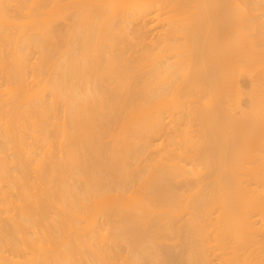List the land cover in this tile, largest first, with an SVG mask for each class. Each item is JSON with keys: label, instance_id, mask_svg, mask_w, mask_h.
Instances as JSON below:
<instances>
[{"label": "bare ground", "instance_id": "1", "mask_svg": "<svg viewBox=\"0 0 264 264\" xmlns=\"http://www.w3.org/2000/svg\"><path fill=\"white\" fill-rule=\"evenodd\" d=\"M48 1L49 0H0V57H2L0 60V62L2 61L1 65H4V64H2L4 61L9 60V59L14 57V59H12V61H11V63H12L14 60V62H13L14 65H11L9 63L10 61L8 62V64H7V61L5 62L7 65L12 66L11 70L8 69L9 70L8 72H10V73H8V75H7L6 71H7L8 67L4 68L5 66L3 67V70L6 69V71L5 72L2 71V72L6 73V79H7V80L5 79L6 82L8 80L13 81L11 79H17L16 80L17 82L13 81L15 83L10 82L13 85H11L10 83L8 84V82L5 83V81H4V83L6 85L7 84L11 85L10 86L11 88L8 87V85H7L6 89L4 87L5 91L6 90L10 91L9 93L6 92V93H8L5 95L6 98L10 97L7 95H9V94L12 95L13 93L16 92L15 94H13L14 96L12 95L9 99H5L4 97L0 96V119H1L0 120V138L3 136L4 139H5V137L8 139V140L3 139L2 140L3 143L1 142V139H0V142L2 144L5 143L4 145L1 144L2 146L0 145V147H2L0 149V183H1L0 184V264H43V263L45 264V262L48 259H51L49 256H46L47 253H46V255L44 254L45 256H42V259H41V256H40L42 253V251H41L40 254L38 255V257L34 253V256H36V258H35V260H32L31 256H33V255H31V256L29 255L30 253H32V252H30V247H29V251H28L29 254L26 252H25V254L29 255L31 258L26 255L25 258L28 257L29 259L27 258L25 262H22L19 259V254L20 253L24 254L23 250H25V248L23 249L21 247L22 245H20L19 240L21 241V239L22 240L25 239L24 237H26L28 235V234L24 235L26 233L25 231H27V233H28V229H29V231H31L30 228L32 229L33 227L36 226V225L33 227L29 226V228L27 229L26 228L28 226L27 224L34 225V224H37L38 221H42L41 223H44V221H47L46 223H48V220L50 219L51 214L55 215L57 213V211H56V213L51 212L52 211L51 209H53V208H50V207H52L53 202L57 199L56 196H58V198L62 197V200L60 199L61 201L64 200L62 203L60 202L59 199L56 200L57 203H58V201L60 202V204H58V205H60V209H64V211H65L67 209L66 207L68 206L69 207V209H67L68 211L69 210L72 211V209H74L72 211L73 212L72 214L74 216H77V214L81 215L80 212L77 214L74 213V212H77V209H78V211H81L83 213H85V211H86V210L85 211L83 210V207H82L83 205H80L79 202L76 203L77 200L78 201H79V199L82 200L81 196H80L82 194V193H80L82 186L80 187L81 188L80 192H79V188H78V192L80 193V195H79L80 198H79L78 194H76L77 188L76 189L75 188L72 189L73 187L70 188V186L74 185L75 182L72 185L69 184V183H71L70 182L71 180L68 183L67 180L70 179V178L68 179V176L65 179V181H67V182L64 185L67 186L66 184H68L69 185L68 187L71 190H73V191L70 190V192L74 193V195L72 194V196H73V198L74 197L77 198V199H75L76 201H74V199L72 200V196H70L71 194L67 196L66 190L68 191V188H65L66 190L65 189L62 190L60 188L63 191V193H66V196L68 198L67 199L68 202L65 201V199H66L65 194L62 195V192L60 191L61 192L60 193L61 196H60L58 194L59 191L55 190L58 188V186H57V184L56 185L54 184V183H56V182H54V180H53L54 183L52 184V183H50V180L47 181V179H46L47 184L50 183V186H52V189L50 188V186L48 187L46 185V182H45V185H46L45 187L46 188L48 187V189L44 188L46 192H43L40 190L41 192L44 193V195L42 193L40 194L41 196L43 195L42 197L39 196V194H34V193H31L32 195L30 194L29 189H31V188H29L28 186H30L33 183H31L30 182L31 180H29L30 178H29V174H28L29 171L27 170V168H28L27 164L29 163V164H31L30 166H32V162H34V161L31 162L32 157H30L31 158L30 160H28V158H26V159L23 158L22 162H20L21 161L20 157L22 158L23 156H22V154L20 156V152L22 151V147L19 145L22 143L20 141L23 140L22 132H24V133L26 132V134H27V131H28L27 128L28 129L29 128H36V130H34L32 132L38 131L41 134H45V138L42 137L43 138L42 140H52L53 139L52 127H54V131L57 134L55 133L56 135L55 134H53V135H55L58 140L61 138V136H62V138H61L62 140H68L67 144H69V146H67V144H66V146L69 147V154H68V148L65 147V144L64 145L62 144L67 149V151H65L64 148L62 149L63 152L65 151V153H63V155L69 158L68 159L65 157V162H64L65 164L62 162V157H61V162L63 163V165H58L57 163H59V164H62V163L59 162L60 160L58 158H60V157H58V158L56 157L57 158L56 161H58V162L52 161L49 164L48 163L49 161H47V159H46L47 163L46 162L44 163L45 165L47 164L46 166L43 165L44 161H41L42 162L41 167L36 168V170H37L38 168H42V166H43V169L42 170L39 169V170L45 176H47V175L49 176V177H44V175H43V178H42L43 180H44V178L50 179L52 177V175H50V174H52L51 172L55 171L56 168L63 170L62 168L64 167V165L65 166L68 165V164H66L67 162H71L70 163L71 166H74V165L76 166L79 164L78 161L81 163V159H82L83 162L81 163V165L83 163H84V165L83 166L80 165V167H83V168L77 167V168H80V169H78L80 173L78 171H77V173L81 174L80 176L84 177L81 179H83V181H82L83 183L86 182L84 184L87 186V189L85 188V189H83V191L88 190L87 192H84V193L88 194L89 197H92L95 194V192L97 194V191H100V190H101V192L103 191V193H104V189L108 191L107 194H109L110 191H115V192L117 191V193L120 194V193H124V192L127 193L126 191H128L129 188H131L132 191L131 190L130 191L133 193V191H136V188H134V187L138 186V188H139L140 185H138V184L140 183V180L142 179V178H140L141 172L147 166L144 165L145 166L144 169H142L141 166H140V168L138 166L137 168L140 169L141 171L134 169L137 173H134L132 171L131 172L128 171V172H130V174H127V175H126L127 170L126 171L123 170L125 172V175H124L121 173V171L118 170L119 165L120 166L122 165V163L120 164L119 160L121 159L122 155L124 157L126 156V160H128V159L131 160L132 159L131 157H133V155H135V158H136V156H138V154L140 155L142 148L139 147L141 149L135 150L136 152L132 155L129 154V152L132 153L131 152L132 150L128 151V149H126L127 151L124 149L125 151H122V152H120V150H115V149H114L115 152L113 151V149L111 151L110 150L111 148L105 147L106 145H104L103 142L100 141V140L104 141V139L107 136V132H108L107 130L108 129H109L108 133L110 135L112 134V132L110 133V129H112V128H109V127H111L112 125L114 127V124L116 125L117 123L118 124L120 123L119 120L121 118L122 119L120 121H122L123 118H125L126 120H123L125 122H123V121L121 122V123H123V126L121 125L122 126L121 132H124L123 133L124 135L120 132L122 135H121V137H119L120 133H119V131H116L117 133L114 132V134L112 136H113V138H115L117 136L118 139L117 138L113 139L112 136H111V138H112V140H119V138H121L120 140H137V139L143 140L142 147H144L143 149H146V151L143 150L141 152V154L143 155V152L147 153V151H149V152L152 151V150L151 151L148 150L151 148V144H152L151 142L153 141L152 137L155 135H160L161 132L164 130L162 116L157 117V118L153 117L156 119H154V122L151 121V120H153V118H151L148 115L149 114L148 112L151 111L150 107L152 109L153 107L157 108V107L164 106L166 104V101H167V95H169V94L176 95V94H179L181 91H184V90L188 91V89H189V93H190L191 90L194 88H196V89L201 88L204 91L205 90L206 91H209V90L213 91V88H215V87H216L215 89H218L220 87L222 88V87H225L227 85V82H225L226 80L223 79L224 77L220 76V78H219V76H218L219 72L214 67V65L217 66L216 64L218 63V60L216 61L215 64H214V61H212V60L217 58L215 55L217 50L221 49L219 47L220 45L218 46V48H215V47H217L216 42H218V39L220 40L219 36L222 34V36H224L223 38H225V37L229 36L228 35L229 29L231 30V28H233V26L237 27L235 24L231 25L232 23L230 24V22L228 21V17H226L231 12L230 10H227V9H226L227 11L224 10L225 8H227L226 7L227 4L224 5L222 3V6L224 5L225 8H222L223 11L222 10L219 11L221 13V16L223 15L224 18L226 17L225 18L226 20L224 19V21H223L222 18L220 20V21H222L221 23L224 25V29H223L222 33H220V35H219V33H217V34L215 33V31H214L215 26L213 25L214 24L213 21H215V20H212L213 16L214 17L215 16L219 17V16L215 15L216 11L215 12L213 11L214 15L212 14L211 15L212 17H210V11H208L207 13H209V14L207 15V17L202 18V19L200 18V16H198L199 15V13H198L196 18L198 20V17H199L202 21H196L195 20V23L197 22V25H195V27H192V30L190 27L188 30L189 32L188 31L186 32L185 29L182 30L180 28V26H182V25L179 26V24H178L177 26H179V28H177L176 25H174L176 27L175 28L172 24V26H170L171 28L165 30L164 32L163 31H161V32L155 31L156 33L155 32L153 33V37H155V38H151V40H148L149 37L147 35H148L149 31L154 29L153 27H155V25L157 24V23H153V22L156 20L157 16H159L157 14L159 11H162L166 7L168 8L169 6H170L169 7L170 10L178 11V10H181L182 8H184L185 6H187V4L189 5V3H191L192 0H190V1L189 0H185V1H183V0H139L138 7L136 8L137 11L135 9H133V12L125 10V8L122 5V1H120V0L117 2H114L113 0H65L66 2H64L63 5H69V6L74 5V7H76V6L78 7V12H77L78 14L77 15L74 14L75 16L72 17V19L73 18L74 19L70 20L71 22H67L68 24L66 23L67 27H68L67 30L73 28L71 30V31H73L72 33H75V31H76L77 34L76 33H75V35L72 34L74 36V37L71 36L73 38V41L71 38L72 42L70 40L68 42V43H70V42L72 43L71 47L66 42L67 47L69 46L68 48L73 49V50L71 49L72 54H70V57H72V58L69 61L70 63L69 62L67 63L65 61L68 66H65V68H64L65 72L63 71L62 75H60L57 72V74H59L60 76H65V77H60L61 78L60 79L58 76V79L56 80L54 77L50 78L51 76L50 77L48 76L49 78H47V79L50 80V82H49V80L44 79L45 77H43L44 73L47 71V70L44 71V69H46V68L44 67V69H42V70L39 68L38 70L43 71L44 73L39 72V75H38L37 74L38 73L37 66H34V67H36V70H37V71L35 70L34 72H36V74L39 77H35L36 75L33 72V75H35V76L34 77L32 76L33 77L32 81H33V83L36 82L35 80L37 78L38 82L31 85V88H30V86L27 82L28 77L26 75L27 74L26 68L29 64V63H27L28 62L27 60H29V59L26 58L27 56L25 57V55H29V53L27 54V53L23 52V54H24L23 55L22 51L23 50L27 51L30 47L31 42L34 43V40L36 41L37 39L41 40V42L43 41L42 43L40 42L41 46H42V44L44 46V47L42 46L43 50L45 47H48V43H47L48 40H49V42L52 43V45L54 44V42H55V44L57 42L56 41V39H57L56 34H58L57 30L56 31H54V30L53 31H51V30L47 31L46 30L45 32L44 31L42 32V30L41 31L39 30L40 32L38 31V29H40L39 24L41 23V18H40V15H41L40 11L42 10L41 8L45 7L46 3ZM136 1H138V0H136ZM193 1L194 2L197 1L196 4H199V0H193ZM200 1L202 2L200 9H202L204 7L203 6L204 0L203 1L200 0ZM205 1H206L207 10H208V7L210 6L209 5L210 1L212 2V0H205ZM220 1L222 2L225 0H220ZM227 1H229V0H227ZM240 1H241V3L243 2V4H242V5H244L243 10H246V8H248L247 10L251 9L249 7L252 4V2L250 3V1H252V0H244L246 2L249 1V3L247 2L248 7L247 6L245 7L243 0H240ZM110 2H114V3H110ZM207 2H208V4H207ZM109 3H110V5L106 6V4H109ZM217 3H219L218 0H217ZM259 4L257 6H259ZM213 5L215 7L216 6L219 7L218 5H215V3H213ZM135 6H136V4H135ZM196 7H197V5H196ZM45 8H43V9H45ZM216 8H213V9H216ZM213 9H210V10H213ZM259 9H260V7H258V10ZM224 11H225V15L223 13ZM202 12H203V10H202ZM227 12H229V13H227ZM244 12H246V11H244ZM207 13L205 12V14H207ZM220 13H218V14H220ZM153 14H155V15H153ZM205 14H201V17ZM229 17H231V16H229ZM27 18L29 19V21L26 20L25 21L26 23H24V25H23L24 19H27ZM210 18H212L211 20L213 23L209 20ZM218 19H220V17ZM253 19H255V15H254ZM207 20L210 22H207ZM230 20H232V19H230ZM250 20H252V18ZM151 21H152V25L150 24ZM131 23L132 24L134 23L137 28L135 27L136 33H134L136 35H134L133 33L130 35H131V37L137 36L138 37L137 39H140V42H138V43L142 44V45H140L141 48L137 47V45H136L137 40L136 41L134 40L136 38L133 37V42H131L132 39H131L130 35L127 33L128 31L127 32L124 31L126 33L123 32L124 28H122V27H127V25H130ZM216 23L217 22H215V25H216ZM218 23H219V21H218ZM124 24H127V25L124 26ZM139 25L140 26L142 25V26L140 27ZM148 25H150V28L146 29L145 27ZM212 25L214 26V28ZM253 25H255V24H253ZM257 25H259V24H257ZM22 26H23V29L24 28H27V29H24L23 31L19 30L22 28ZM27 26H29V27H27ZM250 26H252V25H250ZM259 26H257V29L254 27L255 28L254 30L255 31L258 30V28H260ZM188 27L186 26V30ZM220 27H217L218 31L222 30V29H218ZM182 28H184V27L182 26ZM179 29L182 31L179 32ZM217 30H216V32H217ZM16 31L21 33V34L18 33L17 34L18 36H14V35H16V33H15ZM69 31H67V32L70 33L71 31L70 32ZM183 31H185V32H183ZM231 31L229 32V34L231 33ZM258 31L260 32V29ZM40 33H42V34H40ZM179 33L183 34V36L180 34L182 36V38L184 37V39L185 38L188 39V42H187V45L189 44L188 46H186V44L184 45V43H183V46L188 47V49L182 47V45L179 44V46H181L182 49L183 48L186 49V50L183 49L184 51H182L180 49L181 47L177 46L178 43H176L178 39H181V38H179L180 35L178 37H176V35ZM184 33H188V34H184ZM256 33H257V31H256ZM126 34H127V36L129 35L130 39L126 36ZM123 35L125 36V39L126 38H127V40L129 39V41L132 44L128 43L129 41H127V43H128L127 45H126V43H123V39H124ZM254 35L256 36L257 34H254ZM259 35H260V33H259ZM228 40H229V38H228ZM228 40L226 41L227 43L229 42ZM7 41H11V42L14 41L13 42L15 44L14 47H16V48H13V51L12 50L8 51V48H7L6 51L8 52V54L6 53V51H5L6 47L4 46V43H6ZM220 41H222V40H220ZM44 42H46V43H44ZM18 43H21L23 45L22 47H20L21 46L20 45L19 49H18ZM122 43H123V45H121ZM185 43H186V41H185ZM224 43L225 42H223V44ZM3 46L5 47V49H3L4 48ZM57 46H58V44H57ZM118 46H121V47L118 48ZM134 46L138 50L136 48H134ZM229 47H231V46L229 45L228 48ZM47 49H51V48L50 47L46 48L45 52ZM68 50L69 49H67V51ZM224 50H225V48H224ZM226 50H227V47H226ZM230 51L232 52V50H230ZM42 52H44V51H42ZM223 52H222V54H223ZM235 53H238V52H235ZM9 54L10 55L13 54V55L10 56ZM67 54H68V52H67ZM217 54H218V52H217ZM222 54L220 53V55H222ZM49 55H50V53H49ZM6 56H8L9 58H7ZM42 56H44V54H42ZM237 56L241 57L242 55H237ZM3 57H4V59H5V57L7 59L3 61ZM224 57H225L224 60H229L226 58L225 54H224ZM41 59H42V57H41ZM46 59H44V60H46ZM194 62H196V64ZM197 62L206 65V67L208 65L207 69L205 68L206 69L205 72H203L204 71L203 70L202 71L203 73H200L201 71L200 72L198 71L199 73H197V70L195 72L194 69L192 71V67L197 65ZM192 63H194V66L192 65ZM201 64L199 66H201V68H202ZM221 64H222V62H221ZM38 66H40V65H38ZM186 66H188V68H186ZM218 66H219V64H218ZM61 69H63V68H61ZM217 69H218V67H217ZM32 71H33V69H32ZM183 71H184V75H183V77H180V74L182 76L181 72H183ZM220 71H222V70H220ZM185 72H187V73H185ZM216 72H218V73H216ZM57 74H56V76H57ZM220 74H221V72H220ZM2 76L4 78L5 75L3 74ZM12 77H15V78H12ZM0 80H1V77H0ZM44 81H47V83H45ZM1 82H2V80H1ZM1 84H0V88L2 89L4 84L3 85H1ZM14 84H17V85H14ZM12 86H14V87H12ZM15 86H18V87H15ZM13 88H15L16 90ZM48 90L51 91L50 93H52V95H54L51 97V98H53V101L55 100L54 98L55 97L57 98V95H58L59 99H61L63 97V99H64L63 101L66 100V102H67V104L65 102L64 103H65V109H66L65 114H66V116H68V118L65 120L64 118H66V117L64 115V117H63L64 121H63V119H61L62 123L60 122V119H59L60 116L58 114H57L58 116L56 115V109L53 106V102H51V101H50L51 103L48 102V98L46 97ZM5 91H2V92H5ZM193 91H195V89ZM168 92H170V93L168 94ZM0 94H2V93H0ZM203 94L205 95V93H203ZM51 98H49V99H51ZM210 104L212 105L213 102H210ZM210 104H204L205 108L206 107L209 108V110L208 109H206V111L204 110L206 113H209V111L211 109H213L214 104L211 106L212 108L210 107ZM54 105H56V104H54ZM197 106H199V105H197ZM219 106L220 105H218L216 107V105H214V107L217 109H215V108L213 109V110H217L218 112L213 111V110H211V112H210L211 114L213 113L215 116L213 114L211 115L210 113H209L210 115L207 114V116L206 115L203 116V118H206L204 120H205L208 128L211 127V129H212V130L210 129L211 130L210 135L212 133L213 134L211 135L212 137L209 139V140H211V143L210 142H209V144H208V142H207V144L205 143L206 145L203 146V148H202L201 146L205 142L204 140H202L203 144L202 143H200L202 145L197 144V146H196L197 150L196 151H195L196 148L195 149L191 148L192 152H188V151L185 152L186 154L188 153L187 154L188 156H186L185 154H184L185 156L183 155L184 156L183 158L185 160H188L189 158H190L189 160H191L193 158L195 161H192V160L191 161L196 162V161H198L197 160L198 157H201L202 154L203 155L205 154L206 158H208V159L211 157L209 159L210 161L212 158H214V160L218 159L220 161L221 157H222V160H224V158L227 155H229L230 157L232 156V158L236 155L238 157V154L241 153L242 149L247 145L246 143L244 144L245 141L239 142L240 140L238 141L236 136L232 135L231 138L228 137L229 135L226 133V130L224 127L227 126V128L230 129V130L228 129L229 131H231V132L235 131V133H238V131L235 130V127L236 128H237V126L241 127L242 125H238V124H240V122L236 121V119H235V121H234L235 123H234L233 120L230 118L232 120V122L229 121V122H227V124H226L225 120H223V121L221 119L218 120L219 118H218V115L216 116V114L220 113V111H222V109H219ZM200 108L203 111V108L202 107H200ZM220 108H221V106H220ZM205 112H204V114H206ZM67 113H68V115H67ZM36 114H37L36 117H41V119L38 118L41 121L40 120L38 122L35 121V120H38V119H36V117L35 118L33 117ZM52 114L55 116L52 117ZM159 115L160 114H157V116H159ZM207 117L210 121L207 120ZM55 119H57V120H55ZM1 121H3V122H1ZM208 121L211 123V125L210 124L208 125V123H209ZM223 122H225V123H223ZM32 123L34 124L33 125L34 127L28 126V125H32ZM124 123H126V125H124ZM234 124H236L237 126H235ZM121 126H120V128H121ZM124 126H125V128H124ZM240 127H238V128H240ZM120 128H118V129L120 130ZM242 128H243V126H242ZM123 129H125V130H123ZM58 132H60V134ZM105 133H106V135H105ZM26 134L24 135V138H25ZM117 134H119V135H117ZM214 134H215V136H214L215 141L212 140V139H214L213 138ZM104 135H105V138L103 137ZM210 135H209V137H210ZM51 136H52V139H51ZM37 137L39 138L40 135ZM32 138H35V134H33ZM56 138H54V140ZM235 139H237V140H235ZM35 140H37V138ZM38 140H40V138ZM220 140H225V142L224 141L222 142ZM252 141H250V142H251V144H254L255 148H257L258 153L254 154V156H253L254 159H253V161H251V163L252 162H254V163L248 167L249 172H246V176L249 177V178H247V177L245 178V179H247V182H246L247 185L246 186L243 183L244 178L242 180L240 179L241 181H239L238 177H236L238 175H236L233 171H232V174H230L231 173L230 172L229 175H226V176L221 174L220 172H218L219 174L217 176H215L217 173L212 171L213 169L212 170L208 169V171L210 170L211 174H213V173L215 174V175L213 174V176H215V180H213L214 179L213 178L212 179L213 181L212 180L210 181L209 179L212 178L210 172H207L206 174L200 173L199 175H201L202 177L199 175H196V174H191V176L196 175L195 176L196 178H194L193 176L191 177L188 173L185 174V172L189 171L190 169L187 170V167L180 165L179 163L178 164L181 167L178 166L176 168H168V167L166 168L165 167L166 165H164L162 167L163 164L161 163L162 165H159L161 167L157 166V168H159L158 170H156L157 172H154V170H153V172H154L153 175L150 174V176L148 175L149 177L147 176L148 177L147 180H149V182L152 180L150 182L151 185L149 183V187H148L149 190L145 189L147 192L148 191L150 192V193H147V195L149 194L148 198H147V196H145L148 201L147 200L146 201L144 200L145 202L139 201L140 203L135 205V206H132V204H131L132 207L129 206L131 208V209L129 208V210L127 208L128 207V205H127V207H126L127 210L126 209L122 210L123 209L122 206H124L125 204L122 205L123 204L122 203L121 204L122 206L121 207L119 206L121 203L120 200H122L119 194H118L119 195V197H118L117 193H115V192L113 194L110 193L111 195H113V196L110 195V198L107 197L105 194L104 198L106 196V199H108V201H109L108 206L110 205L109 207H114V209H116V212H115L116 214L113 213L112 215H117L116 219H117V217H119L120 221L125 222V223L121 222L122 223L121 231L123 229V225L126 224V222H127V224L129 223V225H126L125 226L126 228H124V229H126V231H124V229H123V233L125 232L124 234L128 237V238H126V240L129 239V241H127L128 244L131 245V247L132 246L135 248L138 247V249L143 248L142 251L143 250L145 251L148 248V250H149L147 252L148 254L150 251L154 250L152 252V253H154L153 259H155V257H156L157 260L156 261L153 260V262L150 261V263H152V264H183V262L181 261L184 258V257H182V259H181V256H183V254H180L181 250H180V253L178 254L179 251L177 252L176 248L180 247L179 244H184L183 243L184 241L187 244V245H184V246H186L185 247L186 251L184 252V254L185 253L188 254V259H187V262L185 261V264L186 263L187 264H264V257H262V256H264L263 255V253H264V189H260V188L258 189V188L251 187V185H253V184L257 185V187H258L260 185V179L261 180L263 179V181H264V172L262 173V176H260V140H252ZM11 142H12V144L16 143L20 147L17 146L16 144L12 145ZM246 142H248V140H246ZM104 143H105V141H104ZM127 143L128 142H125V144H127ZM10 145L14 146V147L16 145L18 147V149L16 150V151H18L17 155L15 156L13 154V156L17 157L16 160L19 159L18 161L20 162L21 165H20V168L15 167V169L17 170V172H18V169L19 170L23 169L22 170L23 172H25L27 170V172H28L27 175H26V173L24 174L22 172L26 176L22 175L23 177H21V175H19L18 173H17L18 174V176H17V174L15 175V172H14L15 176L10 174V173H13V172H10V169H9V165L11 164V161H10L11 156H9V157L6 156L8 154L7 153L8 149H10L9 148ZM103 146H104V148H102ZM135 146H137V145L135 144ZM198 146L201 148H198ZM123 147L125 148V146H123ZM152 147H153V145H152ZM192 147H195V146H192ZM19 148H21V151L19 150ZM118 148H119V146H118ZM103 150H104V152H102ZM105 150H106V154L103 155V153H105ZM122 150H123V148H122ZM193 150L195 151L194 153H193ZM5 151H6V153H5ZM107 151L112 152V153L108 152L109 154L107 155ZM116 151H118V153H116ZM189 151H191V150H189ZM227 151L229 154L227 153ZM113 152H114L113 157H115V159L110 158L112 156ZM123 152H125V153H123ZM2 153L4 154L5 157L2 156L3 155ZM50 153H52V150L50 151ZM18 154H19V156H18ZM55 154H54V156H55ZM65 154H67V155H65ZM106 155L110 156V157H107ZM118 155H121V157H119ZM163 155H166V154L163 153ZM64 156H63V158H64ZM141 156H139V157L141 158ZM150 156H153V154L151 155V153H150ZM93 157H95V159ZM44 158H46V157H44ZM135 158H133V159L136 160ZM152 158H154V156ZM164 158H162V159H164ZM203 158H204V156H203ZM226 158H229V157H226ZM226 158H225V160H226ZM248 158L249 157L247 156L245 160L250 161ZM24 159H25V161H24ZM48 159H49V157H48ZM93 159H94V163H95V160L97 161L96 162V164L98 163L97 166H94L95 164L93 163ZM147 159H149V158H147ZM11 160L13 161V160H15V158H13ZM42 160H43V158H42ZM106 160H108V161L110 160V162H111V163L109 162L110 165H109L108 161L106 162ZM112 160H115V162ZM169 160H171V159H169ZM237 160H238V158H237ZM18 161H17V163H19ZM27 161H29V162H27ZM75 161H77L78 164H72V162H75ZM150 161H151V157H150ZM181 161H183V159ZM199 161H200V158H199ZM38 162L39 161H37V163ZM185 162H188V161H185ZM212 162H213V160H212ZM17 163L16 164L13 163L12 165L15 164V166H17ZM25 163H26L27 168L26 167L23 168V166H24L23 164H25ZM146 163L148 164V162H146ZM222 163H223V161L220 163L221 165L219 163H216L217 165L219 164L218 169L222 165L226 166L225 163L224 164H222ZM234 163H236V161ZM238 163H239V161H238ZM106 164H107V166H105ZM112 164H113V167H112ZM164 164H166V163H164ZM216 164H214V165L216 166ZM231 164L233 165V161L231 162ZM60 166H63V167H60ZM68 166H67V168H68ZM109 166H110V170L112 169L113 172H111L109 170L111 172L110 174L112 176L107 177V174L104 175L103 173L106 172V169L107 170L109 169L108 168ZM155 167H156V165H155ZM155 167H154V169H157ZM240 167L244 169V165H242ZM64 168H65V170L67 169L66 167H64ZM121 168L124 169L125 165H124V167H121ZM15 169L13 168V170H15ZM72 169H73V167H71V170ZM102 170H103V173H102ZM216 170H217V168H216ZM57 171L61 172L59 170H57ZM116 171L118 173H116ZM229 171H230V168H229ZM66 172H69L70 174L69 173H67V174L73 176V173L71 174L70 170L64 171L65 174H66ZM144 172H145V170H144ZM146 172L149 173V171H147V170H146ZM190 172H192V171H190ZM227 172H228V170L225 171L226 174H227ZM139 173H140V176H139ZM38 174H40V173L38 172ZM57 174L55 175V177H57L60 173L58 175ZM75 174H74V176H76ZM110 174H108V175H110ZM208 174L211 177L208 179L211 183H209L208 180H206V183H205V179L203 178L204 175L206 178V175H208ZM5 175H7L6 179L9 178V180H8L9 182L8 181H6V182H8L9 185H10V182L12 183L11 184L12 186L10 185V187L8 186V188H6L7 187L6 185H2L3 184L2 181L5 179ZM41 175H40V177H41ZM185 175H188V176H185ZM243 175H245L244 172H243ZM60 176L62 177V174H60L58 177H60ZM14 177H16V178H14ZM37 177H39V176H37ZM65 177L63 175V178H65ZM77 177H79V176H76V180L79 181V186H80L81 179L78 178L79 179L78 180ZM189 177H191V178H189ZM73 179H75V177ZM84 179H85V181H84ZM55 180H57V179L55 178ZM6 182H4V183H6ZM43 183H44V181H43ZM76 183H78V182H76ZM242 183L244 184V186L242 185ZM113 184H115V185H113ZM238 184L242 185L244 188H241L240 186H238ZM75 185H74V187H75ZM201 185H203V186H201ZM32 186L35 188L34 184ZM79 186L77 185V187H79ZM147 186H146V188H147ZM53 187H55V189H53ZM143 187H142V189H143ZM192 187H194V189H192ZM195 187H197V188H195ZM41 188H43V186ZM49 188L52 191L55 190L54 192H55L56 196H55V194H53V197H52V191L50 192ZM132 188H134L135 190H133ZM184 188H185V190H187L186 194L181 193V189L183 190ZM14 190H16V192ZM74 190H76V191H74ZM94 190H95V192H94ZM139 190L140 189H138V191ZM185 190H183V191H185ZM12 191H14V192H12ZM27 191H29L28 193L30 195L27 193ZM40 191H38V192H40ZM125 193H124V195H126ZM139 193L141 195V190L139 191ZM144 193H146V192H144ZM25 194H28L27 196H29V197H26ZM114 194H116V196H114ZM130 194H129V196H130ZM36 195L39 196V199H35L36 197H38ZM88 195H86L87 198H88ZM32 196L34 197V199H31V198H33ZM44 196H45V198H43ZM54 197H56V198H54ZM63 197H64V199H63ZM113 197H115V198H113ZM116 197L118 198L119 201L116 199ZM126 197H125V199H127ZM132 197H133V195H132ZM70 198H71V200L69 201ZM82 198H84V197H82ZM96 198H97V196H96ZM94 199H95V197H94ZM184 199L187 202H185ZM28 200H30V201H28ZM33 200H35V201H33ZM83 200L80 201L81 204H82ZM85 200H89V198L85 199ZM90 200L92 201L91 198H90ZM112 200L114 202H116V200H117L119 205L114 203ZM131 200H132V198H131ZM182 200H184V201H182ZM56 201L54 202V205H56ZM72 201H74L76 204ZM88 202L90 203V201H87V203H86L87 206L89 204ZM133 202H134V200H133ZM180 202H185V203H183L185 205V207L192 209V212H189V216H190L189 218H186L184 220V219H182V216L185 213L181 214V212L179 213V212H177V210L176 211L172 210L175 213L170 214L172 212V211H170L169 212L170 215L164 216V218H161V216L159 218H156L157 216L156 217L154 216V218H156V219L152 220V217H151V218H149V220L151 219L150 221L145 220L146 214L150 213V212L152 213V211H150L152 209L151 208L152 206H155V207H159V206L162 207L163 206L164 207L166 205V207H167L170 204L171 205L173 204L172 206H174V204H175L177 206V207L175 206V208H178V207H180V206H178V204ZM95 203H97V201ZM113 203L116 206L112 205ZM62 204H64V205L62 206ZM78 204L82 207V210H79L80 208L78 207L79 206ZM92 204L93 203H91V205ZM61 206H62V208H61ZM172 206H169V207H172ZM57 207L58 206H56V208ZM93 207H94V205L92 206V208ZM116 207H118V208H116ZM75 208H77V209H75ZM54 209H55V207H54ZM58 209H59V207H58ZM89 209H90V205H89ZM95 209H96V211H98V208H95ZM112 209L110 208V210H112ZM117 210H121V211H117ZM188 210H187V212H188ZM68 211H66V212H68ZM87 211L89 212L90 210L87 209ZM96 211H94V212L96 213ZM146 211H147V213H145ZM182 211L184 212V210H182ZM50 212H51V214H50ZM88 212L86 215L87 216L90 215V218L88 217L89 219L88 218L87 219L92 221L91 215H93L94 213L92 212L93 214H91V213L88 214ZM141 212L144 213V215ZM68 213H66L67 216H69V215H71L70 217L73 216L71 213H69V214ZM61 214L62 215L64 214V213H62V210H61ZM61 214H59V215H61ZM97 214H99V213L97 212ZM108 214H106V215H108ZM62 215H61V217H62ZM66 215L64 216V218L62 217L63 219L60 218V220L58 222L55 220V219H57V217H55V218L51 217V219L53 221L50 219L51 222H49L48 225L49 224L51 225V223L53 225H52V228L49 226V229L51 228V230H49V231H51V232L58 231L57 233H59L60 231L58 229L60 226L62 227V225H63V223H61V222H63V221H61V219L64 220L65 217H67ZM112 215L111 216L108 215V217L107 216L106 217L111 219ZM141 215L143 217L145 216L143 220H142L143 217ZM150 215H152V214H150ZM22 217H26L25 219L26 220L28 219L27 221L29 223L28 222L25 223V221L23 223L22 220H25V219L24 218L21 219ZM36 217H38L39 219ZM70 217H68V220H71ZM93 217H94V215H93ZM148 217H150V216H148ZM183 217H187V216H183ZM73 218L78 221V219H76L78 217H76V218L73 217ZM113 218H115V217H113ZM95 219H94V221H95ZM75 220H74V223H76ZM144 220H145V222H144ZM182 220H184V222ZM54 221L57 222V224L54 223ZM94 221H93V223H94ZM140 221H142L143 223ZM58 223H61V224H59L60 226H56V225H58ZM69 223L67 222L68 225H69ZM72 223H73V221H72ZM24 224H26L27 226L25 225V227H24ZM137 224L140 226H137ZM42 225L44 227L46 224L44 223ZM48 225L45 226L46 228L44 229V232H45V230H47ZM94 225H96V224H94ZM99 226H100V228L104 229L103 226L102 227H101V225H99ZM120 226H121V224H120ZM74 227H75V225H74ZM94 227H96V226H93V228ZM24 228H26L27 230H25ZM71 228H72V226H71ZM97 228H98V226H97ZM97 228H95V229H97ZM40 229L43 230L42 227ZM52 229H54V230L52 231ZM55 229H57V230H55ZM60 230H62V228ZM91 230L93 232V229H91ZM100 232H101V229H100ZM29 233H30L29 234L30 239L26 238V240H25V241H27V240L29 241V243L27 241L28 245L31 244L35 238H37V237L31 238L32 234H31V232H29ZM66 233L68 234L67 231H66ZM76 233L78 234V232H76ZM123 233H121V234H123ZM45 234H47V231ZM52 234H54V233H52ZM101 234L103 235L104 233L101 232ZM175 234L179 238L183 237L182 235L184 234V237L185 236L187 237V242L184 239L183 242L180 241L181 243H179L177 241L178 245H177V243H175V244L173 243L174 245L172 243L170 244L169 243V241H171L170 238H172L173 235L175 236ZM48 235L49 234H47V237H48ZM56 235L54 234L55 237H56ZM71 235H72V233H71ZM71 235L69 236V239L71 237H73V235L72 236ZM102 235H100V236H102ZM58 236H57V238H58ZM82 236H84L85 239H88V238H86L87 235L86 236L82 235ZM93 236L95 237V234H93ZM122 236H124V235H122ZM260 236L263 238L262 239L263 241L261 240ZM51 237H50V239H52ZM55 237H53V240ZM64 237H66V236H64ZM78 237H81V236H78ZM84 237H83V239H84ZM45 238H46V236H45ZM175 238H177V237L175 236ZM50 239H45V240L50 241ZM61 239H63V237ZM123 239H125V238H123ZM37 240H41V239L38 238ZM65 240L66 239H64V241ZM25 241H21V242H24V244L27 245V243H25ZM36 241H34V242H36ZM43 241H44V239H43ZM43 241L41 240L39 243H42ZM52 241H50V243H52ZM57 241H59V239L56 240V244H59V243H57ZM89 241L86 242L87 245H89L88 243H90V244L92 243ZM166 241L168 243H166ZM75 242H77V241H75ZM84 242L85 241H83V243ZM93 242L94 243H92V244H95V241H93ZM213 242H214V244H213ZM39 243H36V244H39ZM45 243H43V245ZM50 243H49V247H50ZM53 243H54V241H53ZM73 243H74V241H73ZM77 243H76V247H77V250H79ZM67 244H65V245H67ZM145 244H146V246H145ZM43 245H41L42 249H45V248H43ZM45 245L47 246L48 244H45ZM54 245H52V246H54ZM65 245H64V247H65ZM82 245L84 246V244H81V246ZM91 245H89V246H91ZM176 245L179 247H177ZM68 246H66L65 251H69V250H67ZM97 246L99 247L98 244H97ZM111 247L110 248L109 247L108 248L103 247V249H101V250L99 248L100 254H101V252H102V254L101 255L99 254L98 257L102 256V259H103L104 254H105V256L107 253H108L107 255H111L112 254L111 250H110V252L108 251V249L113 248V247L112 248ZM36 248H38L37 245H36ZM79 248H80V246H79ZM81 248H83V247H81ZM92 248H90V250L88 249V252L91 251ZM151 248H152V250H151ZM174 248L176 250V251L175 250L174 251L177 253V255L175 254V257L178 256L177 258L181 259L180 261H178L179 259L177 260V258L173 257L170 254V252L173 251ZM229 248H230V250L231 249L232 250L230 252H226V250ZM34 249H32V250H34ZM38 249H41V248H38ZM61 249H63V248H61ZM83 249H81V250L83 251ZM138 249H137V251H138ZM217 249L220 250L221 252H220V255L218 256L219 261L215 263L214 261H212L213 258H210V256H211L212 252L214 253V251ZM75 250L76 249H74V252L77 251V250L76 251ZM86 250H85V252H86ZM37 251L39 252V250H36V253H37ZM134 251H136V250H134ZM140 251H139V253H142ZM7 252H9L10 255H8L9 253H7ZM48 252H50V251L48 250ZM143 253H146V252H143ZM54 254H56V253H54ZM74 254H72V255H74ZM81 254L82 253H80V255ZM69 255H71V252L69 253ZM83 255L85 257H87L86 256L87 254L86 255L83 254ZM94 255H96V254H94ZM113 255H111V256L113 257ZM186 255H184V256H186ZM105 256H104V258H105ZM111 256H109V259ZM59 257H61V256H59ZM68 257L69 256L67 255V258ZM70 257H72V256H70ZM52 258H54V262H55V256L54 257L52 256ZM36 259H38V260H36ZM65 259L66 258H64L63 260H65ZM78 259L80 260V258H78ZM112 259H110V260H112ZM185 259H186V257L184 258V260ZM60 260H61V258H59L58 262ZM99 260H100V258H98V261ZM50 261H52V259ZM100 261H99V263H100ZM104 261H105V259H104ZM104 261H102V262H104ZM48 262H49V260L47 261L46 264H50V262L49 263ZM71 262L74 263L72 260H71ZM71 262L69 264H72ZM77 262H79V261H77ZM56 263L57 262H55V264ZM65 263L66 262H64V263L62 262V264H65ZM80 263H82V262H80ZM104 263L108 264L106 262H104ZM104 263H102V264H104ZM51 264H53V263H51ZM60 264H61V261H60ZM110 264H111V261H110Z\"/></svg>", "mask_w": 264, "mask_h": 264}, {"label": "rangeland", "instance_id": "2", "mask_svg": "<svg viewBox=\"0 0 264 264\" xmlns=\"http://www.w3.org/2000/svg\"><path fill=\"white\" fill-rule=\"evenodd\" d=\"M114 2H117V1H119V0H113ZM120 1H122V5H123V7L125 8V10H127V11H130V12H133V9H135L136 10V8L138 7V4H139V0L138 1H136V0H120ZM183 1H185V0H183ZM190 1V0H189ZM188 1V2H189ZM193 1V0H192ZM191 1V3H189V5L187 4V6H185L184 8H182L181 10H178V11H174V10H170V6L167 8H164L162 11H159L157 14L159 15V16H157V18H156V22L154 21L153 23H157L156 25H155V27H153L154 29H152V30H150L149 31V33H148V37H149V39L148 40H151V38H155V37H153V33L156 31V32H161V31H165V30H167V29H169V28H171L170 26H172V24H173V26L174 25H176V27L177 28H179V26L180 25H182L184 28H182V26H180V28L182 29V30H184L185 29V31L187 32L188 30H189V28L191 27V30H192V27H195V25H197V22L195 23V20L196 21H202L201 19L202 18H205V17H207V15L209 14V13H207L208 11H210V17H212L211 15L213 14L214 15V12H215V15H218L219 17H220V19H218L219 17H212V18H210L209 20L212 22V20H215V21H213L214 22V26H215V29H214V31H215V33L217 34V33H219V35H220V33H222V31H223V29H224V25L221 23L222 21H220L221 20V18L223 19V21H224V19L226 18V17H228V21L230 22V24L231 25H233V24H235L237 27H235V26H233V28H231V30L229 29V31H228V35L229 36H227V37H225V38H223L224 36H222V34L219 36L220 37V40H222V41H220L219 39H218V42H216L217 44H216V46L217 47H215V48H218V46L221 48V49H216L217 50V52H218V54H217V52L215 53V55H216V59H214V60H212V61H214V64L216 63V61L218 60V63L216 64L217 66H215L214 65V67L216 68V70L219 72H216V73H218L219 75V78H220V76L221 77H224L223 79L224 80H226L225 82H227V85L225 86V87H220V88H218V89H215V88H213V91L212 90H209V91H204L203 89H201V88H194L195 89V91H193L194 89H192L191 90V92L189 93V89H188V91L187 90H184V91H181L179 94H176V95H171V94H169L170 92H168V94L169 95H167V101H166V104L164 105V106H162V107H157V108H152L151 109V107H150V110L151 111H149L148 113V115L151 117V118H153V117H161L162 116V119H163V127H164V130L161 132V134L160 135H155V136H153L152 137V139H153V141L151 142L152 144H151V148L150 149H148V150H152L151 152H149V151H147V153H145V152H143V155L141 154V152L143 151V150H145L146 151V149H143L144 147H142V143H143V140H120L121 138H119V140H112V138H113V134H114V132L115 133H117L116 131H119V133L121 132V130H122V126H123V123H121L123 120H126L125 118H123V120L122 121H120L119 120V124L117 123L116 125L114 124V127H113V125L111 126V127H109V128H112V129H110V133L112 132V134L110 135L108 132H109V129L107 130L108 132H107V136H106V138H105V135H106V133H105V135L103 136L104 138V141H105V143H104V141L103 140H100L101 142H103V144L104 145H106L105 147H109V148H111L110 150L112 151V149H113V151L115 152V150H120V152H122V151H125L126 149H128V151L130 150H132L131 152L132 153H130L129 152V154L130 155H132V154H134L136 151L135 150H137V149H141V152H140V155L138 154V156H136V158H135V155H133V157H131L132 159L131 160H126V156L124 157L123 155H122V157H121V155H118L119 157H121V159L119 160L120 161V164L122 163V165L120 166L119 165V171H121V173L122 174H124L125 175V172L124 171H126V175L127 174H130V172L132 171V172H134V173H137L134 169H136V170H138V171H141L140 169H138L137 167L139 166V168H140V166H141V168L142 169H144L145 168V166H147L144 170H145V172H144V170L141 172V177L140 178H142L141 180H140V183L138 184V185H140L139 186V188H138V186L137 187H134V188H136V191H133V193L131 192L132 190H131V188H129V190L128 191H126L127 193H125L126 195H124V193H117V191L115 192V191H110L109 192V194H107L108 193V191L107 190H105L104 189V193H103V191L101 192V190L100 191H97V194H96V192H95V190H94V192H95V194L92 196V197H89V195L88 194H86V193H84V192H87V191H83V189H87V186L84 184V183H86V182H82L83 181V179H81V178H84L83 176H80L81 174H78L77 173V171L79 172V170L78 169H80V168H83V167H80V165H81V163L83 162V160L81 159V163L78 161V163H77V161H75V162H72V164H78V165H74V166H71V162H67L66 164H68V165H64V167H66L67 168V166H68V168L65 170V168L63 167V166H60V167H63L62 169L64 170V171H69L70 170V172H71V174L73 173V176L72 175H69L70 173L69 172H66V174L67 173H69V174H65L64 173V171L63 170H61V169H57L56 168V170L55 171H53V172H51L52 174H50V175H52V179L50 178H44V180L42 179L43 178V175L44 174H42L41 173V171L39 170V169H43V166H42V168H38L37 170H36V168L37 167H41V165H42V162L41 161H44L43 162V165H45L44 163L46 162L47 163V161H49L48 163L50 164V162H54V161H56L57 160V158L58 157H60V158H58L60 161V163H64L65 162V157L66 156H64L63 155V153H65V151H67V149L65 148V147H67V146H69V144H67L68 142V140H62L61 138H62V136H61V138L58 140L57 138H56V132L54 131V127H52V136H53V139H52V136H51V139L52 140H42L43 138H45V134H41V133H39L38 131L36 132H32V131H34V130H36V128H27V134H26V132L24 133V132H22V136H23V140H21L20 142H22L21 144H19L21 147H22V151H21V148H19V150L21 151H19L20 152V156H21V154H22V158L20 157V159H21V161L20 162H22V159L23 158H28V160H30L31 158L30 157H32V160H31V162L32 161H34V162H32V166H30L31 164H27L28 165V168H27V166H26V163L27 162H29V161H27L25 164H23L22 166H23V168L24 167H26L27 168V170L29 171V173L27 172V170L25 171V172H23L21 169V171L18 169V168H20V162L18 161V160H16L17 159V157H15L16 155H17V153H18V151H16L17 149H18V147L17 146H19V145H17L16 143H13V144H16L15 145V147L14 146H11L10 145V149H8V151H7V153L9 154H5L6 156H11L10 157V161H11V164L9 165V169H10V172H13V173H10L11 175H14V172H15V175L18 173L19 175H21V177H23V176H26L27 175V173L29 174V180H31L30 182L31 183H33L34 184V186H35V188L32 186L33 184H31L30 186H28L29 188H31V189H29V191H30V194L31 193H34V194H39V196H41L40 194L42 193L43 195H44V193L43 192H46L45 191V189H48V187L50 186V183H54V182H56V183H54L55 185L57 184V186H58V190L57 189H55V187H53V189H55L56 191H59L58 192V194L60 195V193L62 192V195L63 194H65V196H66V193H67V196L68 195H70V196H72V194L74 195V193L73 192H70V188H72V189H76L77 190V193L76 194H78V197L80 198V196H81V199L83 200L84 198L85 199H88L89 198V200H83V202H82V204H81V202L80 201H82V200H80L79 198V201L77 200H75V199H77V198H73V196H72V200L74 199V201H76V203L77 202H79V204L80 205H83L82 207H83V210L85 211H87V209L88 210H90L89 212H88V214H93L94 215V217H93V215H91L92 216V221H90V220H88L89 218H90V215L89 216H87L86 214H87V212L85 211V213H83V212H81V211H78V209L77 208H75V209H77V212H74L75 214H77V213H81V215L79 216L78 214H77V216H74L72 213V211L74 210V209H72L71 207V209H72V211L71 210H67V209H69V207L67 206L65 209V211H64V209H60V205H58V204H60V202L62 203L63 201H61L62 200V197L61 198H58V196H56V194H55V190H51L52 189V186H50V188H49V190H50V192L52 191V197H53V194H55V196L57 197V199H61L60 200V202L58 201V203H57V199L55 200L54 198H56V197H54L53 199L56 201V205H54V202H53V204H52V207H50V208H53V209H51L52 211L51 212H53V213H56V211H57V213L54 215H52L51 214V212H50V214H51V217L52 218H55V217H57V219H55L57 222L60 220V218H64V216L66 215V213H71L73 216L72 217H70L71 215H69V216H67V217H65V219L64 220H62L61 219V221H63V222H61V223H63V225H62V227L59 225V224H61V223H58V225H56V226H60L59 227V233H57L58 231H56V232H51V231H49V230H51V228H52V223H51V225L49 224L48 225V223L49 222H51V217H50V221L48 220V223H46L47 221H44V223L46 224V225H48L47 227V230H45V232H44V229L46 228L45 226L43 227V225L42 224H44V223H41L42 221H38V223L37 224H34V225H29V224H24V227H25V225L27 226L26 228L28 229L29 228V226H31V227H33V226H35V227H33L32 229L30 228V230L31 231H29V229H28V233H27V231H25V230H27L26 228H24L25 230V234L24 235H26V234H28L26 237H24L25 239H21V241H25L26 240V238L27 239H30V237H29V232H31V234H32V237L31 238H35V237H37V238H35L36 240L39 238V239H41L42 241H43V239H44V241L42 242V243H39L41 240H35L34 239V241H36V242H34V241H32V245L31 244H29L28 245V243H29V241H28V243H27V241H25V243H27V245L26 244H24V242H21L20 240H19V242H20V245H22L21 247L24 249L25 248V250H23V253L24 254H22V253H20L19 254V259L22 261V262H25L26 261V259L28 258V257H30L31 255H33V256H31L30 258L32 259V260H35V258H36V256H34V253L37 255V257H38V255L40 254V252L42 251V253H41V259H42V256H45L46 255V253H47V255L46 256H49L51 259H52V261H50L51 259H48L49 260V262H50V264L51 263H53V264H55V262H57L56 264H60V261H61V264H62V262L64 263V262H66L67 264H69L70 262H71V260L74 262V263H72V264H102V263H104V262H106V263H108V264H110V261H111V264H152V263H150V261L151 262H153V260L154 261H156L157 259H156V257H155V259H153V254L154 253H152L154 250H152V248H151V250L152 251H150L149 252V254L147 253L149 250H148V248L144 251H142V249L143 248H139L138 249V247H131V245H129L128 244V242L127 241H129V239L128 240H126V238H128L124 233H123V229L124 228H126L125 226L126 225H129V223L127 224V222H126V224H124L123 225V229H122V231H121V228H122V223L124 222H122V221H120V218L119 217H117V219H116V216L117 215H112L113 213L114 214H116L115 212H116V209H114V207H109L108 206V204H109V201H108V199H106V196L107 197H109L110 198V195L111 194H113L114 192L115 193H117V196L119 197V195H120V197H121V199L123 200H120V205L118 204V198L116 197V199L118 200H116V202H114L113 200V202L114 203H116L117 205H119L120 207L122 206V205H124V206H122V210H125L126 209V207H127V205H128V210H129V208L130 207H132V206H135V205H137V204H139L140 202L139 201H146L147 200V198H148V195H147V193H150L149 191L147 192L146 190L148 189L149 190V183L152 181H150L149 182V180H147L148 179V177L150 176V174H152L153 175V173L154 172H157L156 170H158L159 168H157V166H159V165H162V167L164 166V165H166L165 167L167 168H176V167H178L179 166V164L180 165H183V166H185V167H187V170L188 169H190L189 171H187V172H185V174H189L190 176H191V174H196V175H199L200 173L201 174H206L207 172H210V170H212V171H214L215 173H217L215 176H217L219 173L218 172H220L221 174H223V175H229V173L230 174H232V171L236 174V175H238V176H236V177H238V180L239 181H241L243 178V180H244V184H245V186L247 185V179H245L246 177L247 178H249L248 176H246V172H249V169H248V167L249 166H251L254 162H252L251 163V161H253V156H254V154H257L258 152H257V148H255L254 147V144H251V142L250 141H252V140H260V176H262V173L264 172V0H252V1H250V3L252 2V4L250 5V7L249 8H251L250 10H247L248 8H246V10H243V6L244 5H242L243 4V2L241 3V1L240 0H229V1H227V0H225V1H220V0H218V2L219 3H217V0L215 1H213L212 0V2L213 3H215V5H218L219 7H215L214 5H213V3L210 1V6L208 7V10H207V6H206V1L204 0V7L202 8V9H200L201 8V1L199 0V4H196L197 3V1L196 2H192ZM203 1V0H202ZM244 1V0H243ZM260 1V2H259ZM64 2H66L65 0H49L47 3H46V8L45 7H42L41 9V15H40V18H41V23L39 24L40 25V29H38V31L40 30H42V32L44 31H49V30H51V31H56L57 30V33L58 34H56L57 35V39H56V44H55V42H54V44L52 45V43L51 42H49V40L47 41V43H48V47H50L51 49H47L46 50V52H45V49L46 48H48V47H45L44 48V50H43V48H42V46H43V44H42V46H41V43L43 42H41V40H39V39H37L36 41L34 40V43L33 42H31V44H30V47H29V49L27 50V51H24L23 49V51H22V54H23V52H25V53H29V55H25V57L26 58H28L29 60H27L28 62L27 63H29L28 64V66H27V71H26V75H27V82H28V84H29V86H30V88H31V85H33L34 83H36V82H38L37 80V78H36V82H34L33 83V77L35 76V77H39L38 75H39V72L41 73V72H43V71H39L38 69L40 68L41 70L42 69H44V67L46 68V69H44V71L45 70H47L45 73H44V75H43V77H45L44 79H47V78H49L50 76V78H55L56 80L58 79V76H59V78L60 77H65V76H60V75H62L63 73V71L65 72V66H68L67 65V63L71 60V58L72 57H70V54H72V51H71V49L72 48H68L69 46L71 47V42L73 41V38L71 37V36H73V35H75V33H76V31H75V33H72L73 31H71L72 29H69V30H67V22H71L70 20H73L72 19V17L73 16H75L74 14H78L77 12H78V7L76 6V7H74V5L72 6V5H63V3ZM114 2H110V3H114ZM226 2V3H225ZM229 2V3H228ZM248 3H249V1H247ZM247 2L246 1H244V4H245V7L247 6L248 7V4H247ZM110 3L109 4H106V6H109L110 5ZM222 3L224 4V5H226L227 4V8H225V6L223 5L222 6ZM260 3V4H259ZM135 4H136V6H135ZM207 4H208V2H207ZM259 4V6H257ZM196 5H197V7H196ZM200 5V6H199ZM230 8H229V7ZM258 7H260V9L258 10ZM43 8H45V9H43ZM213 9V8H216V9H213V10H210V9ZM222 8H225L224 10H230L231 12H230V14H226L227 16L224 18V16L222 15L221 16V13L219 12L220 10H222L223 11V9ZM219 9V10H218ZM134 10V11H135ZM202 10H203V12H202ZM205 10V11H204ZM226 10V11H227ZM257 10V11H256ZM137 11V10H136ZM200 11V12H199ZM214 11V12H213ZM244 11H246V12H244ZM248 11V12H247ZM205 12L207 13V14H205ZM256 12V13H255ZM160 13V14H159ZM198 13H199V15H198ZM218 13H220V14H218ZM224 13V15H225V11L223 12ZM222 13V14H223ZM227 13H229V12H227ZM201 14H205V15H203L202 17H201ZM254 14L255 15V19H253V17H254V15L252 16V15ZM153 15H155V14H153ZM197 15L198 16H200V18L198 17V20H197ZM257 15V16H256ZM229 16H231V17H229ZM250 16V17H249ZM257 17V18H256ZM216 18V19H215ZM252 18V20H250ZM212 19V20H211ZM230 19H232V20H230ZM234 19V20H233ZM26 20H28L29 21V19L27 18V19H24V22H23V25H24V23H26L25 21ZM217 20V21H216ZM226 20V19H225ZM210 21H208L207 20V22H210ZM218 21H219V23H218ZM194 24H193V23ZM212 22V23H213ZM215 22H217L216 23V25H215ZM29 23V22H28ZM67 23V24H66ZM237 23V24H236ZM66 24V25H65ZM141 24V23H140ZM150 24L152 25V21L150 22ZM179 24V26H177ZM218 24V25H217ZM222 24V25H221ZM253 24H255V25H253ZM257 24H259V25H257ZM27 25V24H26ZM30 25V24H29ZM123 25V24H122ZM127 24H124V26H126ZM212 25V26H213ZM250 25H252V26H250ZM69 26V25H68ZM140 26V25H139ZM142 26V25H141ZM140 26V27H141ZM186 26L188 27L187 28V30H186ZM214 26H213V28H214ZM220 27V28H218V29H222V30H217V27ZM239 26V27H238ZM257 26H259L260 28H258V30L260 29V32L258 31V30H256L257 31V33H256V31L254 30L255 28L257 29ZM27 27H29V26H27ZM136 26H135V24L133 23H131L130 25H127V27H122V28H124V30H123V32L124 31H128L127 33L130 35V34H134V33H136V28H135ZM175 27V26H174ZM175 27V28H176ZM255 27V28H254ZM146 29L147 28H150V25H148V26H146L145 27ZM237 28V29H236ZM24 29H27V28H24ZM23 29V26H22V28L21 29H19V30H21V31H23L24 30ZM126 29V30H125ZM134 29V30H133ZM182 30H180L179 29V32L180 31H182ZM213 30V29H212ZM216 30H217V32H216ZM39 31V32H40ZM67 31H69L70 33H68ZM185 31H183V32H185ZM231 31V33L229 34V32ZM38 32V33H39ZM122 32V31H121ZM126 32H124V33H126ZM130 32V33H129ZM155 32V33H156ZM189 32V31H188ZM16 33V35H14V36H18L17 34L19 33V32H15ZM55 33V32H54ZM123 33V34H124ZM182 33V32H181ZM181 33H179V34H177L176 35V37H178ZM259 33H260V35H259ZM19 34H21V33H19ZM40 34H42V33H40ZM61 36H60V35ZM73 34V35H72ZM77 34V33H76ZM184 34H188V33H184ZM254 34H257L256 36L254 35ZM55 35V36H56ZM59 35V36H58ZM125 35V34H124ZM123 35V36H124ZM129 35L127 36V34H126V36L129 38ZM134 35H136V34H134ZM182 36H183V34H181ZM180 35V37L179 38H181V39H178L177 40V42L176 43H178V45L177 46H179V44H181L182 45V47H184V48H187L188 49V47H186V46H188L187 45V42H188V39H184V37L182 38V36ZM259 35V36H258ZM65 38H64V37ZM69 36V37H68ZM232 36V37H231ZM258 36V37H257ZM63 37V38H62ZM74 37V36H73ZM130 37H131V35H130ZM133 37L134 38H136V39H134L136 42H137V47L138 48H141V46L140 45H142L141 43L139 44L138 42H140V39H137L138 37L136 36H132L131 37V39H132V41L131 42H133ZM71 38H72V41H71ZM222 38V39H221ZM228 38H229V40H228ZM42 39V38H41ZM130 39V38H129ZM129 39L127 40V38L125 39V36H124V39H123V43H126V45L128 44V43H130V44H132L130 41H129ZM39 40V41H38ZM68 40V41H67ZM69 40L71 41L70 43H68L69 42ZM229 41L228 43L226 42V41ZM127 41H129L128 43H127ZM134 41V42H135ZM185 41H186V43H185ZM14 41H7L6 43H4V46L6 47V49H5V47L3 48V49H5V51L7 50V48H8V51H10V50H12L13 51V48H16V47H14L15 46V44L13 43ZM41 42V43H40ZM66 42H67V44L69 45L68 47H67V44H66ZM223 42H225L224 44H223ZM17 43V42H16ZM44 43H46V42H44ZM123 43L121 44V45H123ZM183 43H184V45L186 44V46H183ZM14 44V45H13ZM57 44H58V46H57ZM139 44V45H138ZM223 44V45H222ZM226 44V45H225ZM228 44V45H227ZM21 45V46H20ZM40 45V46H39ZM45 45V44H44ZM120 45V44H119ZM125 45V44H124ZM223 47H222V46ZM231 46V47H229L228 48V46ZM19 46L20 47H22L23 45L21 44V43H18V49H19ZM47 46V45H46ZM55 46V47H54ZM236 46V47H235ZM44 47V46H43ZM119 47H121V46H118V48ZM179 47H181V46H179ZM182 47L180 48L182 51H184V50H186V49H182ZM226 47H227V50H226ZM233 47V48H232ZM239 47V48H238ZM42 48V49H41ZM134 48H136L135 46H134ZM224 48H225V50H224ZM235 48V49H234ZM238 48V49H237ZM67 49H69L68 51H67ZM137 49V48H136ZM223 49V50H222ZM73 50V49H72ZM138 50V49H137ZM230 50H232V52L230 51ZM42 51H44V52H42ZM223 52V54H222V52ZM227 51V52H226ZM230 51V52H229ZM67 52H68V54H67ZM70 52V53H69ZM235 52H238V53H235ZM6 53L8 54V52L6 51ZM47 53V54H46ZM49 53H50V55H49ZM220 53L222 54V55H220ZM228 53V54H227ZM11 54V53H10ZM9 54V55H10ZM42 54H44V56H42ZM224 54H225V56H226V58L227 59H229V60H224L225 59V57H224ZM13 55V54H12ZM12 55H10V56H12ZM24 55V54H23ZM237 55H242L241 57L240 56H237ZM135 56V55H134ZM231 56V57H230ZM7 58H9L8 56H6ZM5 57V59H4V57H3V61L4 60H6L7 58ZM41 57H42V59H41ZM44 57V58H43ZM219 57V58H218ZM1 58L2 57H0V60H1ZM47 58V59H46ZM232 58V59H231ZM12 59H14V57L13 58H11V59H9V60H6L7 61V64H8V62L11 64V65H14V60H13V64L11 63V61H12ZM44 59H46V60H44ZM66 59V60H65ZM44 60V61H43ZM6 61H4L2 64H4V65H1V62H0V77H1V80H2V82H1V80H0V82L2 83H0L1 85H3V87H2V89L0 88V93H2V94H0V96H2V97H4L5 99H9L13 94H15V93H13L12 95L11 94H9V95H7V96H10V97H7L6 98V94H8L10 91L8 90H6L5 91V89L7 88V85L10 83V82H13V81H16L17 79H11V80H13V81H10V80H8L7 82H8V84L6 85L5 83H7L6 82V73H3V72H5L6 71V69H4L3 70V67L4 68H7V75H8V73H10V72H8L9 70H11L12 69V66L11 65H7L5 62ZM67 63H66V62ZM222 62V64H221V62ZM228 61V62H227ZM37 63V64H36ZM45 63V64H44ZM47 63V64H46ZM70 63V62H69ZM195 64H196V62H194ZM194 63H192V65L194 66ZM231 63V64H230ZM66 64V65H65ZM201 63H198L197 62V65H195L194 67H192V71H193V69H194V71L196 72V70H197V73H199L200 71V73H203V72H205V70L207 69V67H208V65H207V67H206V65H204V64H201L202 65V68H201V66H199ZM218 64H219V66H218ZM38 65H40V66H38ZM44 65V66H43ZM63 65V66H62ZM34 66H37V70H38V75L36 74V72H34L35 70H36V67H34ZM70 66V65H69ZM205 66V67H204ZM60 67V68H59ZM217 67H218V69H217ZM14 68V67H13ZM35 68V69H34ZM59 68V69H58ZM61 68H63V69H61ZM186 68H188V66H186ZM206 68V69H205ZM9 69V70H8ZM15 69V68H14ZM13 69V70H14ZM32 69H33V71H32ZM67 69V68H66ZM201 69V70H200ZM12 70V71H13ZM36 70V71H37ZM204 70V71H203ZM220 70H222V71H220ZM3 71V72H2ZM60 71V72H59ZM199 71V72H198ZM203 71V72H202ZM14 72V71H13ZM33 72L35 73V75H33ZM57 72L60 74H57ZM220 72H221V74H220ZM2 73V74H1ZM182 73V76H181V74H180V77H183V75H184V71L183 72H181ZM185 73H187V72H185ZM5 75L4 76V78H3V76L2 75ZM56 74H57V76H56ZM29 75V76H28ZM33 76V77H32ZM49 76V77H48ZM42 77V76H41ZM4 80H3V79ZM12 78H15V77H12ZM6 79V80H5ZM35 79V78H34ZM61 79V78H60ZM222 79V78H221ZM42 80V79H41ZM47 80H49V79H47ZM4 81H5V83H4ZM17 82V81H16ZM45 83H47V81H44ZM49 82H50V80H49ZM13 83H15V82H13ZM11 85H13L12 83H10ZM18 84V83H17ZM17 84H14V85H17ZM11 85H8V87H10ZM36 85V84H35ZM41 85V84H40ZM43 85V84H42ZM4 87H5V89H4ZM12 87H14V86H12ZM15 87H18V86H15ZM11 88V87H10ZM4 89V90H3ZM9 89V88H8ZM13 89H15V88H13ZM16 90V89H15ZM2 91H5V92H2ZM12 91V90H11ZM6 92H8V93H6ZM51 91H47V94H46V97L48 98V102H53V106H54V108L56 109V115L58 114L59 116H60V122L62 123V120L61 119H63V117H64V115H65V117L66 118H64L65 120L68 118V116H66V114H65V111H66V109H65V103L67 104V102H66V100L65 101H63L64 99H63V97L61 98V99H59V96L57 95V98L55 97L54 99V101L56 102H54L53 101V98H51L52 96H54V95H52V93H50ZM184 92V93H183ZM207 92V93H206ZM212 92V93H211ZM5 93V94H4ZM203 93H205V95L203 94ZM209 93V94H208ZM14 96V95H13ZM56 96V95H55ZM61 97V96H60ZM3 98V99H4ZM49 98H51V99H49ZM202 101V102H201ZM208 101V102H207ZM50 102V103H51ZM65 102V103H64ZM210 102H213V104L214 105H216V107L218 106V105H220L221 106V108H220V106H219V109H222V111H220V113H215L216 114V116L218 115V120H225L226 121V124H227V122H229V121H231L232 122V120H233V122L235 121V119H236V121H238V122H240V124H238V125H242L243 126V128H242V126L240 127V126H237L236 124H234L235 126H237V128L235 127V130L236 131H238V133H235V131L234 132H231V131H229L230 129L229 128H227V126L226 127H224L225 128V130H226V133L229 135L228 137L229 138H231L232 137V135L233 136H236V138L238 139V141L239 142H241V141H245L244 142V144L246 143L247 145L242 149V151H241V153H239L238 154V157H237V155L236 156H234L233 158H232V156L230 157L229 155H227L226 157H229V158H226V160H225V158H224V160H222V157H221V160L223 161V163L222 164H224L225 163V165L226 166H221V167H219V169H218V165L222 162L221 160L219 161L218 159L216 160H214V158H212L211 159V161L208 159V158H206V156H205V154L203 155L204 156V158H203V156L201 155V157L203 158H201V157H198V161H196V162H192V161H195L193 158L191 159V160H189L188 158V160H185L183 157L186 155V156H188L185 152H192V149L191 148H196L195 149V151L197 150V144H199V145H202L203 143H202V140H204L205 142H204V144L201 146L202 148H203V146H205L206 144H207V142H208V144H209V142L211 143V140H209L212 136V134L210 135V132H211V127H209L208 128V126H207V124H206V122H205V120L204 119H206V118H203V116L204 115H206L207 116V114L208 115H210L211 113V110H213L215 107H214V105H213V109H211L212 107V105L210 104ZM202 103V104H201ZM54 104H56V105H54ZM204 104H210V111H209V113H206L205 111H206V109H208L209 110V108H205L204 107ZM197 105H199L200 107H204L203 108V111H202V109L199 107V106H197ZM206 106V105H205ZM209 106V105H208ZM201 109V110H200ZM215 109H217V108H215ZM205 110V111H204ZM213 111H216V112H218L217 110H213ZM159 112V113H158ZM203 112V113H202ZM204 112L206 113V114H204ZM54 114V113H53ZM52 114V117L53 116H55V115H53ZM157 114H160L159 116H157ZM203 114V115H202ZM213 114V113H212ZM211 114V115H212ZM57 115V116H58ZM67 115H68V113H67ZM156 115V116H155ZM214 115V114H213ZM37 116V114L35 115V116H33L34 118ZM148 116V117H149ZM215 116V115H214ZM220 116V117H219ZM62 117V118H61ZM210 117V116H209ZM213 117V116H212ZM38 118H40L41 119V117H36V119H38ZM156 118H153V120H151L152 122H154V119H156ZM232 120H231V119ZM40 119H38V120H35V121H39ZM64 119H63V121H64ZM227 119V120H226ZM229 119V120H228ZM1 120V119H0ZM55 120H57V119H55ZM204 120V121H203ZM207 120H209L208 119V117H207ZM41 121V120H40ZM210 121V120H209ZM208 121V122H209ZM221 121V122H222ZM1 122H3V121H1ZM57 122V121H56ZM123 122H125V121H123ZM207 122V123H208ZM237 122V123H238ZM127 123V122H126ZM126 123H124V125H126ZM223 123H225V122H223ZM235 123V122H234ZM30 124V123H29ZM211 125V123L209 122L208 123V125ZM225 124V125H226ZM34 124L32 123V125H28V126H33ZM122 125V126H121ZM116 126V127H115ZM119 126V127H118ZM120 126H121V128H120ZM34 127V126H33ZM238 127H240V128H238ZM118 128H120V130L118 129ZM124 128H125V126H124ZM114 129V130H113ZM117 129V130H116ZM211 129V130H210ZM229 129V130H228ZM239 129V130H238ZM242 129V130H241ZM123 130H125V129H123ZM26 131V130H25ZM57 131V130H56ZM214 131V130H213ZM31 132V133H30ZM39 133V134H38ZM56 133V134H55ZM59 134H60V132H58ZM122 134L124 133V132H121ZM120 133V136L119 137H121V134ZM26 134V136H25V138H24V135ZM33 134H35V138H32V136H33ZM53 134H55V135H53ZM40 135V140H38L39 138L37 137V136H39ZM116 135V134H115ZM117 135H119V134H117ZM124 135V134H123ZM209 135H210V137H209ZM2 136V135H1ZM111 136H112V138H111ZM214 136H215V134L213 135V138H214ZM5 137V136H4ZM43 137V138H42ZM59 137V136H58ZM115 137V136H114ZM123 137V136H122ZM37 138V140H35ZM54 138H56L55 140H54ZM117 138V136L115 137V138H113V139H116ZM226 138V137H225ZM1 139V142H2V140L4 139L3 138V136L0 138ZM118 139V138H117ZM237 139H235V140H237ZM4 140H8L6 137H5V139ZM212 140H214L215 141V138L214 139H212ZM246 140H248V142H246ZM66 141V142H65ZM70 141V140H69ZM99 141V140H98ZM220 141H224L225 142V140H220ZM0 142V145L3 143H1ZM7 142V141H6ZM65 142V143H64ZM125 142H128L127 144H125ZM134 142V143H133ZM253 142V141H252ZM200 143H202V144H200ZM206 143V144H205ZM5 144V143H4ZM4 144H2V145H4ZM11 144H12V142H11ZM12 144V145H13ZM65 144V147L63 146V145ZM66 144H67V146H66ZM134 144V145H133ZM135 144L137 145V146H135ZM1 145V146H2ZM115 145V146H114ZM152 145H153V147H152ZM9 146V145H8ZM19 146V147H20ZM117 146V147H116ZM118 146H119V148H118ZM123 146H125V148L123 147ZM127 146V147H126ZM133 146V147H132ZM192 146H195V147H192ZM4 147V146H3ZM139 147H141V148H139ZM201 147H199L198 146V148H201ZM2 147H0V149H1ZM16 148V149H15ZM65 149V151L63 152V150L62 149ZM68 148V154H69V147H67ZM102 148H104V146L102 147ZM108 148V149H109ZM122 148H123V150H122ZM130 148V149H129ZM132 148V149H131ZM115 149V150H114ZM125 149V150H124ZM3 150V149H2ZM7 150V149H6ZM52 150V153H50V151ZM107 150V149H106ZM106 150H105V153H103V155H105L106 154ZM189 150H191V151H189ZM4 151V150H3ZM57 154H55L54 152ZM127 151V150H126ZM140 151V150H139ZM194 150H193V153L195 152ZM102 152H104V150L102 151ZM109 151H107V155L109 154V153H112V152H109ZM114 152H113V154H112V156L110 157V156H107V157H110V158H114L115 159V157H113L114 156ZM153 152V153H152ZM156 152V153H155ZM201 152V151H200ZM4 153V152H3ZM2 153V154H3ZM5 153H6V151H5ZM48 153V154H47ZM67 153V152H66ZM116 153H118V151H116ZM123 153H125V152H123ZM128 153V152H127ZM149 153V154H148ZM150 153H151V155L153 154V156H154V158H152L153 156H150ZM163 153L164 154H166V155H163ZM226 153V152H225ZM227 153H228V151H227ZM13 154L15 155V156H13ZM53 154V155H52ZM54 154H55V156H54ZM149 156H148V155ZM160 154V155H159ZM185 154V155H184ZM190 154V153H189ZM229 154V153H228ZM47 155V156H46ZM49 155V156H48ZM65 155H67V154H65ZM111 155V154H110ZM129 155V156H130ZM142 155V156H141ZM145 155V156H144ZM159 155V156H158ZM163 155V156H162ZM184 155V156H183ZM2 156H4V154L2 155ZM13 156V157H12ZM18 156H19V154H18ZM54 156V157H53ZM63 156H64V158H63ZM139 156H141V158L139 157ZM157 156V157H156ZM162 156V157H161ZM169 156V157H168ZM224 156V155H223ZM241 156V157H240ZM249 157L248 159L250 160V161H248V160H245L246 159V157ZM5 157V156H4ZM44 157H46V158H44ZM48 157H49V159H48ZM57 157V158H56ZM61 157H62V162H61ZM105 157V156H104ZM124 157V158H123ZM140 159H139V158ZM150 157H151V161H150ZM165 157V158H164ZM243 157V158H242ZM13 158H15V160H11V159H13ZM42 158H43V160H42ZM66 158H68V157H66ZM91 158V157H90ZM94 159H95V157H93ZM133 158H135L136 160H134ZM147 158H149V159H146ZM162 158H164V159H162ZM199 158H200V161H199ZM231 158V159H230ZM237 158H238V160H237ZM25 159H24V161H25ZM46 159H47V161H46ZM69 159V158H68ZM92 159V158H91ZM94 159H93V163H94ZM108 159V158H107ZM125 161H124V160ZM153 159V160H152ZM168 159V160H167ZM169 159H171V160H169ZM183 159V161H181ZM230 159V160H229ZM234 159V160H233ZM242 159V160H241ZM36 160V161H35ZM67 160V159H66ZM80 160V159H79ZM212 160H213V162H212ZM17 161L19 162V163H17ZM37 161H39L38 163H37ZM68 161V160H67ZM108 160H106V162H107ZM112 161H114L115 162V160H112ZM162 161V162H161ZM185 161H188V162H185ZM191 161V162H190ZM225 161V162H224ZM229 161V162H228ZM233 161V165L231 164V162ZM236 161V163H234ZM238 161H239V163H238ZM30 162V163H31ZM56 162H58V161H56ZM96 160H95V165L94 166H97V164H96ZM110 162V160L108 161V163ZM146 162H148V164L146 163ZM219 163L218 165L216 164V163ZM227 162V163H226ZM13 163H17V166H15V164L14 165H12ZM63 163L62 164H59V163H57L58 165H63ZM111 163V162H110ZM110 163H109V165H110ZM160 163V164H159ZM162 163V164H161ZM164 163H166V164H164ZM179 163V164H178ZM183 163V164H182ZM185 163V164H184ZM216 164V166L214 165V164ZM230 163V164H229ZM56 164V165H57ZM65 164V163H64ZM229 164V165H228ZM237 164V165H236ZM239 164V165H238ZM40 165V166H39ZM47 165V164H46ZM45 165V166H46ZM57 165V166H58ZM84 165V163L81 165V166H83ZM124 165H125V168L124 169H122L121 167H124ZM145 165V166H144ZM155 165H156V167H155ZM221 165V164H220ZM242 165H244V169L243 168H241L240 166H242ZM11 166V167H10ZM30 166V167H29ZM105 166H107V164L105 165ZM150 166V167H149ZM229 166V167H228ZM232 166V167H231ZM238 166V167H237ZM15 167H18L17 169H18V172H17V170L15 169ZM56 167V166H55ZM59 167V166H58ZM70 167V168H69ZM71 167H73V169L71 170ZM77 167H80V168H77ZM112 167H113V164H112ZM111 167V168H112ZM154 167L155 168H157V169H154ZM159 167H161V166H159ZM179 167H181V166H179ZM226 167V168H225ZM13 168L16 170H13ZM109 169L107 170L106 169V172H104L103 173V170H102V173L105 175V174H107V177L109 176H112L110 173L111 172H113L112 171V169L110 170V166L108 167ZM216 168H217V170H216ZM223 168V169H222ZM229 168H230V171H229ZM30 169V170H29ZM75 169V170H74ZM105 169V168H104ZM116 169V168H115ZM149 169V170H148ZM208 169H210L209 171H208ZM233 169V170H232ZM12 170V171H11ZM39 170V171H38ZM57 170H59V171H61V172H58ZM111 172H110V171ZM124 170V171H123ZM146 170L147 171H149V173L148 172H146ZM152 170V171H151ZM153 170H154V172H153ZM216 170V171H215ZM228 170V172H227V174L225 173V171H227ZM245 170V171H244ZM73 171V172H72ZM105 171V170H104ZM108 171V172H107ZM128 171H130V172H128ZM190 171H192V172H190ZM25 174L26 173V175H24L23 173ZM38 172L40 173V174H38ZM43 172V171H42ZM224 172V173H223ZM243 172L245 173V175H243ZM60 173V174H62V177L60 176V177H58L59 175L58 174ZM64 173V174H63ZM76 173V174H75ZM80 173V172H79ZM116 173H118L117 171H116ZM120 173V172H119ZM120 173V174H121ZM148 173V174H147ZM233 173V174H234ZM18 174H17V176H18ZM38 174V175H37ZM42 174V175H41ZM54 174V175H53ZM58 175L57 177H55V175ZM74 174L76 175V176H79V177H77V179L79 178V179H81V182H80V186H79V181H77L76 180V176H74ZM108 174H110V175H108ZM210 174H211V172H210ZM213 174H211V177L209 176V174L208 175H206V178H205V175H204V179H205V183H206V180H208L209 178H211V179H209L210 181L213 179V180H215V176H213ZM14 175V176H15ZM23 175V176H22ZM40 175H41V177H40ZM63 175H64V177L65 178H63ZM144 175V176H143ZM149 175V176H148ZM196 175H192L194 178H196L195 176ZM37 176H39V177H37ZM67 176H68V179L69 180H67L68 181V183H69V181L71 182V183H69V184H74V182H75V187H74V185H72V186H70V188L68 187L69 185L68 184H66L67 186H65L64 184L67 182V181H65V179L67 178ZM139 176H140V173H139ZM143 176V177H142ZM148 176V177H147ZM185 176H188V175H185ZM191 176V177H192ZM199 176H201V175H199ZM209 176V177H208ZM6 177H7V175H5V179L2 181V185H6L7 187L6 188H8V186L10 187V185L12 184L11 182H10V185H9V178H7L6 179ZM12 177V176H11ZM44 177H49L48 175L47 176H45L44 175ZM75 177V179H73ZM191 177H189V178H191ZM202 177V176H201ZM14 178H16V177H14ZM55 178L57 179V180H55ZM145 178V179H144ZM225 178V177H224ZM11 179V178H10ZM46 179H47V181L48 180H50V183H48L47 184V182H46ZM78 179V180H79ZM237 179V178H236ZM241 179V180H240ZM53 180H54V182H53ZM76 180V181H75ZM146 180V181H145ZM208 180V182L209 183H211L210 181ZM212 180V181H213ZM6 181H8V182H6ZM43 181H44V183H43ZM84 181H85V179H84ZM143 181V182H142ZM148 181V182H147ZM4 182H6V183H4ZM45 182H46V185L48 186L47 188L45 187L46 185H45ZM76 182H78V183H76ZM43 183V184H42ZM83 183V184H82ZM143 183V184H142ZM242 183V185L244 186V184ZM1 184V183H0ZM29 184V183H28ZM253 184V183H252ZM77 185L79 186V187H77ZM86 187H85V186ZM113 185H115V184H113ZM148 185V186H147ZM150 185H151V183H150ZM205 185V184H204ZM242 185H239L238 184V186H240L241 188H244ZM12 186V185H11ZM43 186V188H41ZM54 186V185H53ZM60 186V187H59ZM82 186V187H81ZM144 186V187H143ZM146 186H147V188H146ZM201 186H203V185H201ZM27 187V186H26ZM25 187V188H26ZM27 187V188H28ZM82 189H81V188ZM131 187V186H130ZM142 187H143V189H142ZM251 187H254V188H260V189H264V181H263V179L261 180L260 179V185L257 187V185H255V184H253V185H251ZM45 188V189H44ZM63 190V189H65V188H68V191L66 190V193H63V191L61 190V189ZM78 188H79V192H80V189H81V192L80 193H82L81 195H80V193L78 192ZM134 188H132L133 190H135ZM195 188H197V187H195ZM204 188V187H203ZM43 189V190H42ZM101 189V188H100ZM138 189H140L141 190V195H140V193H139V191H138ZM146 189V190H145ZM192 189H194V187H192ZM43 191V192H38V191ZM76 190H74V191H76ZM131 190V191H130ZM144 190V191H143ZM183 190H185V188L183 189ZM182 189H181V193H184V194H186L187 193V190H185V191H183ZM15 192H16V190H14ZM14 191H12V192H14ZM29 191H27V193L29 192ZM32 191V192H31ZM61 191V192H60ZM71 191H73V190H71ZM26 192V191H25ZM54 192V193H53ZM65 192V191H64ZM123 192V191H122ZM144 192H146V193H144ZM189 192V191H188ZM57 193V192H56ZM103 193V194H102ZM111 193V194H110ZM131 193V194H130ZM29 194V193H28ZM28 194H25L26 195V197H29V196H27ZM29 194V195H30ZM85 196H84V195ZM106 194V196H105V198H104V195ZM119 194V195H118ZM122 194V195H121ZM129 194H130V196H129ZM32 195V194H31ZM42 195V196H43ZM80 195V196H79ZM86 195H88V198L86 197ZM97 196V198H96V196ZM103 195V196H102ZM132 195H133V197H132ZM34 196V195H33ZM32 196V197H33ZM36 196H38V195H36ZM39 196L38 197H36L35 199H39ZM41 196V197H42ZM61 196V195H60ZM67 196H66V199H65V201H67L68 202V198H67ZM77 196V195H76ZM91 196V195H90ZM111 196H113V195H111ZM114 196H116V194H114ZM127 196V197H126ZM145 196H147V198L145 197ZM151 196V195H150ZM82 197H84V198H82ZM94 197H95V199H94ZM103 197V198H102ZM125 197L127 198V199H125ZM142 197V198H141ZM184 197V196H183ZM31 198V197H30ZM43 198H45V196L43 197ZM90 198L92 199V201L90 200ZM113 198H115V197H113ZM131 198H132V200H131ZM31 199H34V197L33 198H31ZM63 199H64V197H63ZM97 199V200H96ZM104 199V200H103ZM120 199V198H119ZM143 199V200H142ZM71 200V198L69 199V201ZM110 200V199H109ZM133 200H134V202H133ZM138 200V201H137ZM185 200V199H184ZM184 200H182V201H184ZM28 201H30V200H28ZM33 201H35V200H33ZM74 201H72V202H74ZM87 201H90V203L88 204V206H87ZM97 201V203H95V202ZM108 201V202H107ZM144 201V202H145ZM148 201V200H147ZM111 202V201H110ZM130 202V203H129ZM185 202H187L186 200H185ZM185 202H180L179 204H178V206H180V207H178V208H175V204H174V206H172L171 204L170 205H168L167 207H166V205L163 207H155V206H150L152 209L150 210V211H152V213L150 212V213H147V211L145 212V213H147L146 214V218H145V220L146 221H150L149 220V218H151L152 217V220L153 219H156V218H159L160 216H161V218H164V216H167V215H170V214H172V213H175L174 211H172V210H177V212H181V214L183 213H185L183 216H187V217H183L182 216V219H186V218H189L190 216H189V212H192V209H190V208H186L185 207V205L183 204V203H185ZM75 203V202H74ZM75 203V204H76ZM91 203H93L92 205H91ZM112 204V205H114V206H116L115 204ZM123 203V204H122ZM78 204V205H79ZM86 206H85V205ZM102 204V205H101ZM111 204V203H110ZM122 204V205H121ZM131 204H132V206H131ZM35 205V204H34ZM64 204H62V206H63ZM73 205V204H72ZM78 206L80 209L79 210H82V207L81 206ZM89 205H90V209H89ZM94 205V207L95 208H98V211H96V209L93 207L92 208V206ZM98 205V206H97ZM56 206H58L59 207V209H58V207L56 208ZM62 206H61V208H62ZM104 206V207H103ZM130 206V207H129ZM169 206H172V207H169ZM54 207H55V209H54ZM85 207V208H84ZM106 207V208H105ZM177 207V206H176ZM182 207V208H181ZM74 208V207H73ZM104 210H102V209ZM105 208V209H104ZM110 208L112 209V210H110ZM116 208H118V207H116ZM148 208V207H147ZM131 209V208H130ZM150 209V208H149ZM171 209V210H170ZM190 211H189V210ZM61 210H62V213H64L63 215L61 214ZM100 210V211H99ZM115 210V211H114ZM127 210V209H126ZM182 210H184V212L182 211ZM187 210H188V212H187ZM55 211V212H54ZM66 211H68V212H66ZM94 211H96V213L94 212ZM107 211V212H106ZM109 211V212H108ZM113 211V212H112ZM117 211H121V210H117ZM170 211H172L170 214H169V212ZM93 212V213H92ZM97 212L99 213V214H97ZM168 212V213H167ZM68 213V214H69ZM108 214V215H112V217H111V219L110 218H107L108 217V215H106V214ZM142 213V212H141ZM154 213V214H153ZM59 214H61L62 215V217H61V215H59ZM84 216H83V215ZM143 215H144V213H142ZM150 214H152V215H150ZM180 214V215H181ZM50 216V215H49ZM107 216V217H106ZM142 216V215H141ZM148 216H150V217H148ZM154 216L156 217V218H154ZM68 217H70V219L71 220H68ZM73 217H78V218H76V219H78V221L77 220H75ZM83 217V218H82ZM89 217V218H88ZM113 217H115V218H113ZM143 217V216H142ZM145 217V216H144ZM144 217L142 218V220L144 219ZM25 219L26 217H22L21 219ZM36 218H38V217H36ZM59 218V219H58ZM88 218V219H87ZM96 218V219H95ZM98 218V219H97ZM39 219V218H38ZM84 219V220H83ZM88 221H87V220ZM94 219H95V221H94ZM110 219V220H109ZM114 219V220H113ZM117 221H116V220ZM28 220V219H27ZM26 219L25 220H22L23 221V223H24V221H25V223H27L28 221H27ZM74 220H75V222L76 223H74ZM81 220V221H80ZM145 220H144V222H145ZM184 220H182L183 222H184ZM53 221V220H52ZM72 221H73V223H72ZM93 221H94V223H93ZM117 223H116V222ZM40 222V223H39ZM57 222H55L54 221V223H56L57 224ZM67 222L69 223V225L67 224ZM122 222V223H121ZM140 222H142V221H140ZM29 223V222H28ZM72 223V224H71ZM93 223V224H92ZM99 223V224H98ZM125 223V222H124ZM143 223V222H142ZM41 224V225H40ZM94 224H96V225H94ZM120 224H121V226H120ZM141 224V223H140ZM40 225V226H39ZM72 226V228H71V226ZM74 225H75V227H74ZM99 225H101V227L103 226V228L104 229H102V228H100V226ZM38 226V227H37ZM49 226L51 227L50 229H49ZM93 226H96V227H94L93 228ZM97 226H98V228H97ZM117 226V227H116ZM137 226H140V225H138L137 224ZM142 226V225H141ZM42 227V229L43 230H41L40 228ZM54 227V226H53ZM74 227V228H73ZM81 227V228H80ZM37 228V229H36ZM55 228V227H54ZM62 228V230H60ZM77 230H76V229ZM95 228H97V229H95ZM101 229V232H103L104 234L102 235L101 234V232H100V229ZM106 228V229H105ZM36 229V230H35ZM57 229H55V230H57ZM65 229V230H64ZM75 229V230H74ZM91 229H93V232H92V230ZM54 229H52V231H53ZM96 232H95V231ZM99 230V231H98ZM37 231V232H36ZM46 231H47V234H49L48 235V237H47V234H45L46 233ZM63 231V232H62ZM66 231L68 232V234L66 233ZM75 231V232H74ZM84 231V232H83ZM124 231H126V229H124ZM76 232H78V234L76 233ZM41 233V234H40ZM52 233H54L55 235H56V237L54 236V234H52ZM63 233V234H62ZM66 233V234H65ZM71 233H72V235H73V237H71L70 239H69V236L71 235ZM75 233V234H74ZM81 233V234H80ZM85 233V234H84ZM106 233V234H105ZM121 233H123V234H121ZM37 234V235H36ZM45 234V235H44ZM60 234V235H59ZM92 234V235H91ZM93 234H95V237L93 236ZM53 235V236H52ZM59 235V236H58ZM71 235V236H72ZM76 235V236H75ZM82 235H87L86 236V238H88V239H85V237L84 236H82ZM90 235V236H89ZM100 235H102V236H100ZM122 235H124V236H122ZM31 236V235H30ZM39 236V237H38ZM45 236H46V238H45ZM52 236V237H51ZM57 236H58V238H57ZM64 236H66V237H64ZM78 236H81V237H78ZM126 236V237H125ZM175 236L178 238H175ZM175 236L173 235L172 236V238H170L171 239V241H169V243L171 244H175V243H177V241L179 242V243H181L180 241H182L183 242V240L185 239L186 240V242H187V237L185 236L184 237V234L182 235L183 237H181V238H179L176 234H175ZM50 237L52 238V239H50ZM53 237H55L54 238V240H53ZM63 237V239H61ZM83 237H84V239H83ZM119 237V238H118ZM125 238V239H123V238ZM261 237V236H260ZM75 238V239H74ZM83 240H82V239ZM92 240H91V239ZM97 240H96V239ZM45 239H50V241H54V243H53V241H52V243H50V241L48 240H45ZM59 239V241H57V243H59V244H56V240H58ZM62 241H61V240ZM64 239H66L65 241H64ZM81 239V240H80ZM263 238L261 237V240H262ZM33 240V239H32ZM72 240V241H71ZM87 240V241H86ZM90 240V241H89ZM169 240V239H168ZM175 240V241H174ZM260 240V241H261ZM73 241H74V243H73ZM75 241H77V242H75ZM83 241H85L84 243H83ZM92 242V243H94L93 241H95V244H90V243H88L89 245H91V246H89V245H87V243L86 242ZM126 241V242H125ZM263 241V240H262ZM46 242V243H45ZM63 244H61V243ZM82 242V243H81ZM215 242V241H214ZM214 242H213V244H214ZM22 243V244H21ZM35 243V244H34ZM36 243H39V244H36ZM43 243H45V244H48L47 246L44 244L43 245ZM49 243H50V247H49ZM68 243V244H67ZM71 243V244H70ZM73 243V244H72ZM76 243H77V246H78V249L79 250H77V247H76ZM84 244V246L82 245L81 246V244ZM166 243H168L167 241H166ZM184 244H179V246H177L178 245V243H177V247H179V248H176V250H177V252H178V254L180 253V250H181V253L180 254H183V256H181V259H182V257H186V259L184 260V258H183V260H181V259H179V258H177V257H175V254L177 255V253L175 252L176 250H175V248L173 249V251H171L170 252V254L173 256V257H175V258H177V260L178 261H182L183 262V264H185V261L187 262V259H188V254L187 253H185L184 254V252L186 251V246H184V245H187L186 243H185V241L183 242ZM24 244V245H23ZM55 244V245H54ZM65 244H67V245H65ZM97 244L99 245V247L97 246ZM173 244V245H174ZM36 245L38 246V248H41V249H38V248H36ZM41 245H43V248H47L46 250L45 249H42V246ZM52 245H54V246H52ZM61 245V246H60ZM64 245H65V247H64ZM69 245V246H68ZM73 245V246H72ZM102 245V246H101ZM110 248L111 246L113 247H111L112 249H108V251L110 252V250H111V255H113V257L111 256V255H107L106 254V256H105V254L103 255V259H102V256L101 257H98L99 256V254H100V251H99V248H100V250L101 249H103V247L104 248H108L107 246ZM28 246V247H27ZM57 246V247H56ZM59 246V247H58ZM63 246V247H62ZM66 246H68V248H67V250H69V251H65L66 250ZM79 246H80V248H79ZM145 246H146V244H145ZM175 246V247H176ZM183 246V247H182ZM29 247H30V252H32V253H28V251H29ZM32 247V248H31ZM81 247H83V248H81ZM88 247V248H87ZM102 247V248H101ZM144 247V246H143ZM182 247V248H181ZM188 247V246H187ZM35 248V249H34ZM58 248V249H57ZM61 248H63V249H61ZM90 248H92L91 249V251L94 253V254H98L97 256L96 255H94L91 251H89L88 252V249L90 250ZM32 249H34V250H32ZM54 249V250H53ZM73 249V250H72ZM74 249H76L75 251L77 252H74ZM81 249H83V251L81 250ZM87 249V250H86ZM98 249V250H97ZM137 249H138V251H137ZM185 249V250H184ZM36 250H39V252L37 251V253H36ZM48 250L50 251V252H48ZM85 250H86V252H85ZM94 250V251H93ZM99 252H97V251ZM134 250H136V251H134ZM141 250V251H140ZM172 250V249H171ZM183 250V251H182ZM188 250V249H187ZM232 250V249H231ZM230 250V248L229 249H227L226 250V252H230L231 251ZM261 250V249H260ZM46 251V252H45ZM61 251V252H60ZM79 251V252H78ZM113 251V252H112ZM139 251L140 252H142V253H139ZM22 252V251H21ZM25 252L26 253H28L29 255H27V254H25ZM64 252V253H63ZM66 252V253H65ZM71 252V255H69V253ZM73 252V253H72ZM143 252H146V253H143ZM183 252V253H182ZM188 252V251H187ZM220 250H215L214 251V253L212 252V254H211V256H210V258H213V260L212 261H214L215 263L216 262H218L219 261V258H218V256L220 255ZM7 253H9V252H7ZM6 253V254H7ZM52 253V254H51ZM54 253H56V254H54ZM59 253V254H58ZM75 253V254H74ZM80 253H82L81 255H80ZM152 253V254H151ZM173 253V254H172ZM45 254V255H44ZM51 256H50V255ZM62 254V255H61ZM72 254H74V255H72ZM78 254V255H77ZM83 254H87L86 256L87 257H85ZM101 254H102V252H101ZM100 254V255H101ZM187 254V255H186ZM230 254V253H229ZM8 255H10V253L8 254ZM26 255L28 256L27 258H25L26 257ZM67 255L69 256L68 258H67ZM77 255V256H76ZM80 255V256H79ZM83 255V256H82ZM89 255V256H88ZM91 255V256H90ZM184 255H186V256H184ZM216 255V256H215ZM263 255H264V253H263ZM52 256L54 257L55 256V262H54V258H52ZM57 256V257H56ZM59 256H61V257H59ZM70 256H72V257H70ZM79 256V257H78ZM104 256H105V258H104ZM108 256V257H107ZM109 256H111L110 257V259H112V260H110L109 259ZM155 256V255H154ZM180 256V255H179ZM262 256V255H261ZM94 257V258H93ZM262 257H264V256H262ZM44 258V257H43ZM58 258V259H57ZM59 258H61V260L58 262V260H59ZM64 258H66L65 260H63ZM76 260H75V259ZM78 258H80V260L78 259ZM93 258V259H92ZM96 258V259H95ZM98 258H100V263H99V261H98ZM29 259V258H28ZM45 259V258H44ZM43 259V260H44ZM47 259V258H46ZM57 259V260H56ZM69 259V260H68ZM104 259H105V261H104ZM107 259V260H106ZM36 260H38V259H36ZM47 260V261H48ZM68 260V261H67ZM83 260V261H82ZM109 260V261H108ZM47 261L45 262V264L47 263ZM77 261H79V262H77ZM98 261V262H97ZM102 261H104V262H102ZM48 262V263H49ZM80 262H82V263H80ZM65 263V264H66ZM44 264V263H43ZM105 264V263H104ZM187 264V263H186Z\"/></svg>", "mask_w": 264, "mask_h": 264}]
</instances>
